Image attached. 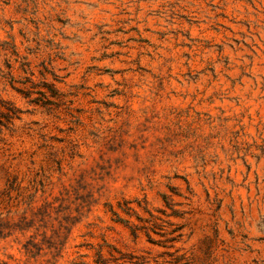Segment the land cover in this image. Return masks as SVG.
Instances as JSON below:
<instances>
[{
  "label": "rangeland",
  "instance_id": "1",
  "mask_svg": "<svg viewBox=\"0 0 264 264\" xmlns=\"http://www.w3.org/2000/svg\"><path fill=\"white\" fill-rule=\"evenodd\" d=\"M0 97V264H264V0H0Z\"/></svg>",
  "mask_w": 264,
  "mask_h": 264
},
{
  "label": "trees",
  "instance_id": "2",
  "mask_svg": "<svg viewBox=\"0 0 264 264\" xmlns=\"http://www.w3.org/2000/svg\"><path fill=\"white\" fill-rule=\"evenodd\" d=\"M19 112L20 109L0 97V122L2 118H4L8 123L11 122L14 117H18Z\"/></svg>",
  "mask_w": 264,
  "mask_h": 264
}]
</instances>
